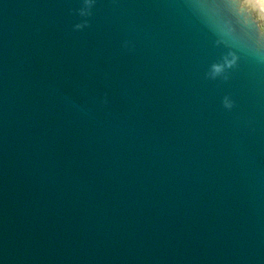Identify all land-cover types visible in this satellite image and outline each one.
Here are the masks:
<instances>
[{"label":"water","instance_id":"obj_1","mask_svg":"<svg viewBox=\"0 0 264 264\" xmlns=\"http://www.w3.org/2000/svg\"><path fill=\"white\" fill-rule=\"evenodd\" d=\"M239 3L0 0V264H264V45Z\"/></svg>","mask_w":264,"mask_h":264},{"label":"clouds","instance_id":"obj_2","mask_svg":"<svg viewBox=\"0 0 264 264\" xmlns=\"http://www.w3.org/2000/svg\"><path fill=\"white\" fill-rule=\"evenodd\" d=\"M264 0H240L239 3V10L241 13L248 12L251 14H254L255 20L257 23V27L259 28V34L257 36V43L264 45ZM210 23H216V21H213L210 19ZM230 31H235L234 28L230 29ZM235 63V56L233 55L232 59H229L228 57H225L224 63H217L212 66V76L213 78L219 74H221L225 67H232ZM225 104L227 107L232 106V102L229 100H225Z\"/></svg>","mask_w":264,"mask_h":264}]
</instances>
